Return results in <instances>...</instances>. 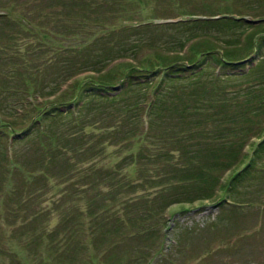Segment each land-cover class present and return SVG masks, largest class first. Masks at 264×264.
Instances as JSON below:
<instances>
[{"label": "rangeland", "instance_id": "1", "mask_svg": "<svg viewBox=\"0 0 264 264\" xmlns=\"http://www.w3.org/2000/svg\"><path fill=\"white\" fill-rule=\"evenodd\" d=\"M101 1L0 0L1 120L18 127L26 124L9 110L13 102L5 87L20 82L31 92L42 87L56 90L65 73L63 61L80 60L90 44L105 47L107 54L125 38L147 46L151 41L167 43L188 34L209 33L204 41L219 46L220 37L232 34L218 26L159 24L162 17L232 0H159L140 9L124 3L115 7L113 17L108 15L110 6ZM134 9L149 23L125 28L124 17ZM84 14L105 15L106 22L96 27L88 21L77 23ZM237 42L235 54L242 45ZM154 51L162 52V48ZM235 84L220 83L215 86L216 95L220 98ZM69 85L72 94L76 85ZM117 102H100L102 114L84 125L83 132L116 126ZM241 109L243 102L226 105L229 112ZM136 111L128 140L96 142L85 135L70 140L77 151L50 158L44 150L48 141L41 135L32 133L12 143L8 136H0V264H264V161L233 190L224 182L221 189L211 191L209 181L181 176L179 151L184 142L170 139L173 135L164 137L182 126L175 118L184 120L188 113L171 116L162 111L157 117L148 112L144 132L139 119L144 110ZM203 113L200 127L209 129ZM67 123L64 118L51 128L61 130ZM204 139L212 142L215 137ZM51 141L56 146L57 140ZM255 143L252 140L246 155L250 156ZM157 148L159 154L152 155ZM230 177L229 173L227 181ZM204 185L211 187L214 196L197 199L202 192L198 188Z\"/></svg>", "mask_w": 264, "mask_h": 264}, {"label": "trees", "instance_id": "2", "mask_svg": "<svg viewBox=\"0 0 264 264\" xmlns=\"http://www.w3.org/2000/svg\"><path fill=\"white\" fill-rule=\"evenodd\" d=\"M153 2L157 5L159 0H102L99 4L109 5L108 15L113 17L115 7L121 8L124 3L140 9L141 5L153 6ZM105 17L84 14L77 19V23L88 21L91 27L102 26L106 22ZM162 19L174 20L163 21L159 23L161 25L218 26L226 29V34H232L220 37L219 46H210L204 41L209 33L188 34L167 43L151 41L147 46H143V42L133 43L125 38L107 54L105 47L90 44L80 60L63 61L65 73L56 84V90L49 91L42 87L31 92L30 87H21L24 83L20 82L5 87L4 91L11 95L10 102H13L9 110L21 121L26 120V124L18 127L11 121L0 119V136H8V142L12 143L26 139L32 133L41 135L48 141L49 145L44 150H47L50 158L64 154V151H77L70 140H78L85 135L96 142L106 138L114 143L128 140L133 135L131 123L134 110H144L139 113L144 132L148 128L145 116L148 112L149 115L153 111L157 117L162 111L163 115L171 116L188 113L184 115V120L176 117L182 126L164 136L173 135L170 139L184 142V145L180 144L179 151L183 161L181 176L186 180L195 176L197 182L209 181L213 184L211 191L221 189L224 182L228 190H233L255 166L262 165L264 161V0H232L218 7L205 4L197 11L180 12ZM123 22L125 28L149 23L141 19L136 9L126 15ZM237 41H241L242 45L239 53L235 54ZM176 45L178 50L175 52ZM158 47L162 48V52L154 51ZM79 77L80 80H77ZM224 81L235 82L236 87L219 98L215 86ZM69 84L76 85L72 94L68 92ZM131 92L136 97L133 98ZM18 95H21L19 99ZM64 96H67L66 99ZM70 101H73V105ZM100 102L119 104L113 116L117 125L104 131L84 133V125L96 121L97 116L102 114ZM240 102H243V110L226 111L227 104ZM201 112H204L211 128L200 127ZM191 116L193 121H189ZM64 118L68 123L61 130L51 128L54 122ZM100 119H103V115ZM206 136L215 139L210 142L204 139ZM52 139L57 140L55 148L52 147ZM255 139L250 156L246 155L248 146ZM159 151V148L153 150L152 155L159 154ZM206 153L210 156L204 157ZM132 158L130 154L129 161ZM198 159L201 161L196 166L195 160ZM209 168L215 171L209 172ZM229 173L231 177L227 181ZM210 188L209 185L199 187L202 192L197 199L212 198L214 195L210 193Z\"/></svg>", "mask_w": 264, "mask_h": 264}]
</instances>
